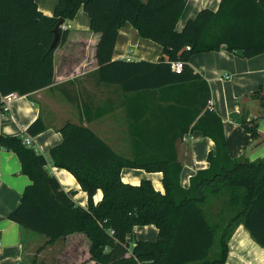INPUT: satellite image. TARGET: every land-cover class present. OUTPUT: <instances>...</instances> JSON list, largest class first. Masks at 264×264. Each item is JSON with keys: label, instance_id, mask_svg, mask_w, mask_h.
I'll return each mask as SVG.
<instances>
[{"label": "trees", "instance_id": "16d2710c", "mask_svg": "<svg viewBox=\"0 0 264 264\" xmlns=\"http://www.w3.org/2000/svg\"><path fill=\"white\" fill-rule=\"evenodd\" d=\"M187 0H58L52 15L36 0H0V117L6 112L3 97L19 95L51 85L55 80V51L63 46L70 28L60 27L55 48L54 29L60 19L72 20L81 7L90 17V29L99 33L96 57L101 80L117 83L125 91L175 86L199 77L190 66L192 55L225 46L250 58L264 53V0H221L219 8L201 9L177 23ZM131 23L139 34L163 46L157 62L113 60L120 28ZM190 46V49L186 47ZM183 60L181 73L171 61ZM208 88V87H207ZM252 96L264 111V83ZM209 97V94L208 96ZM242 120L254 139L260 138L259 120ZM45 129L40 118L27 129L36 135ZM215 142L209 166L181 184L182 164L178 159L179 139L164 140L141 154L135 146L131 157L116 151L90 127L67 122L61 126L63 140L49 157L28 145L23 135L0 133V146L15 151L22 172L31 183L9 218L23 227L45 235L51 244L76 232L90 241L96 264H226L229 242L235 228L243 224L252 238L264 247V157L251 161L232 158L222 119L205 114L192 126ZM190 126L180 128V138ZM69 170L88 193V205L75 199L50 171L49 164ZM125 168L162 171L164 191L151 180L139 184L122 179ZM103 197L96 202L98 190ZM226 201L218 205L219 197ZM154 224L155 240L134 239L135 227ZM113 232V233H112ZM219 249L213 253L216 244Z\"/></svg>", "mask_w": 264, "mask_h": 264}, {"label": "crops", "instance_id": "0c3cea01", "mask_svg": "<svg viewBox=\"0 0 264 264\" xmlns=\"http://www.w3.org/2000/svg\"><path fill=\"white\" fill-rule=\"evenodd\" d=\"M36 1L43 13L53 14L57 0ZM220 3L221 0H187L177 29L181 31L186 21L203 8L216 11ZM90 24L83 7L74 19L65 20L62 27L70 28V35L55 51L54 82L12 100L0 117L1 134L29 136L35 149L47 157L50 150L62 142L60 128L67 122L90 127L116 151L130 150V157L135 154V146L141 154L152 155V148L158 147V143L179 139L181 184L187 188L191 177L209 166L208 155L215 148L211 137L200 129H192L208 110L222 119L232 158L254 161L264 157V111L259 100L252 96L264 83V53L245 58L241 51L233 52L225 46L216 51L196 53L189 64L199 74L197 79L158 89L125 91L120 84L101 80L96 57L100 34L91 31ZM162 55L163 46L141 36L131 23L120 28L113 60L157 62ZM261 113L260 138L254 139L242 120L258 117ZM38 118L45 129L31 135L27 129ZM186 126H190V130L180 138V128ZM49 168L65 190L75 192V201L86 207L88 193L77 178L52 162ZM122 179L131 184L148 179L157 190L164 191L162 171L125 168ZM30 183L29 176L22 172L18 154L0 146V264H96L91 258V241L85 233H72L45 245L48 240L45 235L36 232L42 236L37 235L9 218ZM102 197L99 189L94 199L99 202ZM150 233L155 236L148 235ZM158 233L154 224L140 225L135 227L133 241L155 240ZM250 237L243 224L235 228L226 264H234L235 253L242 246L264 264V247ZM59 243L63 244L59 246Z\"/></svg>", "mask_w": 264, "mask_h": 264}, {"label": "rangeland", "instance_id": "374dc122", "mask_svg": "<svg viewBox=\"0 0 264 264\" xmlns=\"http://www.w3.org/2000/svg\"><path fill=\"white\" fill-rule=\"evenodd\" d=\"M58 1V0H57ZM57 3V2H56ZM70 22V21H69ZM119 153H121V154H125V155H128V157H130V150H128V151H120V150H117ZM226 201V194L225 193H223L222 195H220V197H219V201H218V205L219 204H223V202H225ZM148 225H153V224H148ZM144 226V225H143ZM144 232H145V229L143 230V234H144ZM36 233V232H35ZM37 235H40V234H38V233H36ZM148 235H150V236H152V237H154L155 235H153L152 233H150V234H148ZM40 236H42V235H40ZM251 236V235H250ZM251 239H252V236L250 237ZM153 239H156V237L155 238H153ZM252 240H254V239H252ZM256 242V241H255ZM42 243V242H41ZM257 243V242H256ZM255 243V244H256ZM63 243H59L58 245L60 246V245H62ZM258 244V243H257ZM43 245H44V243H43ZM219 244L217 243L216 245H215V247H214V249H213V253H216L217 251H218V249H219V246H218ZM42 246V245H41ZM249 248V247H248ZM255 252H257L256 250H255ZM234 264H263V263H261L260 261H259V258H258V256H256V254H255V257L254 256H252L251 255V253H249L248 252V249H246L245 248V246H242L241 247V249H239L236 253H235V256H234Z\"/></svg>", "mask_w": 264, "mask_h": 264}, {"label": "built area", "instance_id": "2783aa9c", "mask_svg": "<svg viewBox=\"0 0 264 264\" xmlns=\"http://www.w3.org/2000/svg\"><path fill=\"white\" fill-rule=\"evenodd\" d=\"M187 49H190L191 47L190 46H187L186 47ZM171 67L172 69L177 72V73H181L185 67V61L183 60H173L171 61ZM228 77V76H227ZM18 93H10V94H7L3 97V101L5 103V106H6V110H7V107L9 105V103L14 100L15 98L18 97ZM24 141L25 143H27L28 145H32V141L30 139L29 136L25 137L24 138ZM113 233V232H112Z\"/></svg>", "mask_w": 264, "mask_h": 264}, {"label": "water", "instance_id": "95a60500", "mask_svg": "<svg viewBox=\"0 0 264 264\" xmlns=\"http://www.w3.org/2000/svg\"><path fill=\"white\" fill-rule=\"evenodd\" d=\"M65 23V19L62 18L59 20V22L57 23L55 29H54V33H55V37L54 40L51 44V48H55L58 44V41L60 39V27Z\"/></svg>", "mask_w": 264, "mask_h": 264}]
</instances>
